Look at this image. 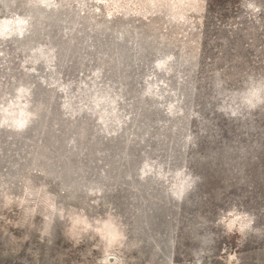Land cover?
I'll list each match as a JSON object with an SVG mask.
<instances>
[{"label":"rangeland","instance_id":"1","mask_svg":"<svg viewBox=\"0 0 264 264\" xmlns=\"http://www.w3.org/2000/svg\"><path fill=\"white\" fill-rule=\"evenodd\" d=\"M5 28L0 105L26 88L36 118L0 127V264H100L72 210L119 218L109 264H264V105L226 117L215 87L264 80V0H0ZM152 162L199 179L177 201L142 178ZM233 205L255 218L243 235L216 225Z\"/></svg>","mask_w":264,"mask_h":264},{"label":"clouds","instance_id":"2","mask_svg":"<svg viewBox=\"0 0 264 264\" xmlns=\"http://www.w3.org/2000/svg\"><path fill=\"white\" fill-rule=\"evenodd\" d=\"M16 23L19 26L18 31L22 34V29L26 21L19 20ZM0 35L8 36L11 35V32L5 28L3 32H0ZM166 63V61L160 62L156 67L163 70ZM215 87L217 89V98L220 100L217 111L223 113L226 117L233 119L239 118L242 116V110L253 111L260 105H264V80H256L253 77H249L243 91L233 92L231 94L224 89L223 80L218 79ZM29 94L28 89L21 87L18 89L14 101H10L6 107L0 105V127H10L14 130L21 131L36 118V113L29 111ZM172 108L173 106L170 105L168 109L169 114H171ZM144 167L146 171L142 174V178L144 175H153L157 181L162 182L166 186L168 195L177 201L183 200L185 195L199 179L198 177L194 178L186 168H179L175 171L166 170L164 164L157 162H152L151 164L146 163ZM38 191H44V189ZM32 195V191L26 189L25 199L20 200V205L27 204L28 199ZM12 202L9 199L5 207L9 206ZM43 203L47 211L51 214L44 217L46 222H50L55 216L64 219L65 209L56 204L55 197L46 196ZM27 211L30 215L35 214V208ZM68 219L70 222L68 229L70 239L79 243L83 235L91 233L94 237L99 238L101 244L104 245L105 258L100 261V264H109V259L112 258L110 256L111 250L121 247L123 241L126 239L119 218L111 212L105 213L102 217L89 219L82 210H72V214ZM254 219L253 216L240 211L233 205L227 210H219L216 225L221 226L227 234L238 233L243 235L252 230ZM46 235H48L47 230L41 232L42 237Z\"/></svg>","mask_w":264,"mask_h":264}]
</instances>
